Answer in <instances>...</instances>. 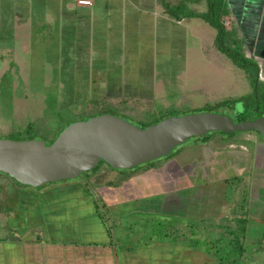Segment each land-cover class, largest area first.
Masks as SVG:
<instances>
[{"label": "rangeland", "instance_id": "1", "mask_svg": "<svg viewBox=\"0 0 264 264\" xmlns=\"http://www.w3.org/2000/svg\"><path fill=\"white\" fill-rule=\"evenodd\" d=\"M163 1L172 8L184 6L196 13L208 11V0ZM158 2L164 8L162 1ZM93 3L94 7L85 10L86 13L100 11L97 4L101 1ZM224 3L229 5V0ZM100 7L104 9L105 5ZM109 15L102 23L98 17L91 23L86 20L85 30L88 32L91 27L93 36L81 37L85 47L90 44L94 51L105 47L98 36L99 26L108 28L104 31L108 34L109 54L105 58L108 64H102L99 57L103 54L98 57L94 55L96 51L79 53V64H65L69 52L58 51L54 38L45 36L35 38L31 53L22 54L18 49L17 59L21 64H13L11 57L0 49V138L31 135L29 139L49 143L66 124L102 114L142 127L163 117L197 113L221 114L240 122L251 113L249 105L244 108L233 102L254 96L256 90L248 71L230 64L233 63L230 57L221 55L230 60L229 64H206L196 52L186 55L183 38L178 41L181 64H162L164 55L146 32L147 26L139 29L143 34L129 35L130 27L124 28L120 12L112 11ZM220 19L230 32L226 42L234 48L240 41L234 22L228 13L220 15ZM208 28L215 36V30ZM213 48L222 53L215 42ZM173 50L172 59L176 54ZM120 53L124 60L118 59ZM60 58L63 64H58ZM197 58L199 61L194 64ZM257 79L264 87L263 68H259ZM259 114L264 117V110ZM206 136L191 138L173 157L138 166L129 173L122 174L98 164L83 179L60 181L45 189L86 188L94 193L98 203L102 198L105 205L112 203L122 208L123 215L117 216L124 217L126 238L154 236L166 243L177 240L195 243L212 236L217 264H258L249 258L254 253L264 254V245L248 247L240 242L243 224L236 218L248 209L254 146L264 142L255 132L224 137L212 132ZM226 153L239 154L245 159L244 169L234 171L236 175L231 178H228ZM120 186H125L118 190L120 199L111 198L110 194ZM21 189L32 188L18 186L0 174V224L4 228L17 215ZM259 264H264V259Z\"/></svg>", "mask_w": 264, "mask_h": 264}, {"label": "crops", "instance_id": "2", "mask_svg": "<svg viewBox=\"0 0 264 264\" xmlns=\"http://www.w3.org/2000/svg\"><path fill=\"white\" fill-rule=\"evenodd\" d=\"M77 1L0 0V49L11 57L13 64H21L17 59L18 49L22 54L31 53L35 38L45 36L54 38L58 51L69 52L65 64H79V53L84 54V51H96L94 55L98 57L103 54L100 61L108 64L105 60L109 54L108 34L104 32L108 28L99 26L98 36L103 40V48L93 51L90 44L85 47L81 37L93 36L91 27L88 32L85 30L86 20L91 23L102 13V17H98L102 23L111 17L112 11H119L124 28L130 27L129 35L139 36L141 27L147 26L146 32L150 33L152 42L155 39L156 48L164 55L162 64H181L178 41L183 38L186 55L196 52L206 64L230 63L221 56L224 54L214 50L216 31L213 36L207 23L198 18L176 20L166 13L158 0H89V6H80ZM96 1H101L97 4L100 11L86 13ZM103 5L104 9L100 7ZM226 6L245 57L264 69V0H229ZM172 50L176 51L174 59L171 58ZM118 59L124 60L122 53ZM58 60V64H63V58ZM254 147L258 155L251 160L250 203L236 219L245 220L240 242L259 248L264 245V144L256 143ZM226 156L230 167L228 178H231L236 175L234 171L244 169L245 159L239 154L226 153ZM124 187L116 188L110 197L120 199L117 193ZM18 198L16 217L7 228L0 224V264H217L212 236L195 243L179 240L166 243L154 236L133 239L128 235L126 238L124 217L117 216L123 215L122 208L112 203L105 205L102 198L98 203L94 193L86 188L20 190ZM261 257L264 259L262 252L254 253L249 260L259 264Z\"/></svg>", "mask_w": 264, "mask_h": 264}, {"label": "water", "instance_id": "3", "mask_svg": "<svg viewBox=\"0 0 264 264\" xmlns=\"http://www.w3.org/2000/svg\"><path fill=\"white\" fill-rule=\"evenodd\" d=\"M212 132H255L264 142V117L234 122L221 114L197 113L167 117L141 128L117 116L96 115L69 123L51 144L0 138V174L37 189L76 179L99 162L112 170H130Z\"/></svg>", "mask_w": 264, "mask_h": 264}, {"label": "trees", "instance_id": "4", "mask_svg": "<svg viewBox=\"0 0 264 264\" xmlns=\"http://www.w3.org/2000/svg\"><path fill=\"white\" fill-rule=\"evenodd\" d=\"M161 1L165 7L166 13H168L174 19L180 20L182 18H185V19L198 18V19L204 21L205 23H207L209 26H211L216 31L215 45L218 48V50L220 52H222L223 54L227 55L228 57H230L232 59L233 63L236 64L239 68L245 69L248 71L250 83H251V85H253L255 87V90H256L254 96H250V97L245 96V97L236 99L233 101L234 104L240 103L243 105L244 108L248 105L250 106L251 113L249 115L245 116L243 120H247L250 118L256 119L258 117H261L259 112L264 110V87L263 86H262L263 88L261 87V85L257 79L259 67L254 61L245 57V55L242 51V42L238 41L237 42L238 44H236V46L234 48H232L229 44H227L226 37L230 34V32L228 30H226L223 22L220 19V15H223V14L227 15V13H228L227 8H226V3H224V0H222V1L221 0H208V11L205 13L192 12L191 10L187 9L184 6L183 7L182 6H176V7L172 8V7H169L168 5H165L164 4L165 2L163 0H161ZM164 118L165 117H163L157 121H154L152 123L146 124V125H141L142 126L141 128H145L149 125L155 124ZM67 125L68 124H66L65 126H67ZM63 128H61L58 131V133L55 135V137L59 134V132ZM217 134L224 137V136H234L237 133L223 134V133L217 132ZM31 137H32L31 135H29L28 137H17L16 136V137H14L15 139H13V140L20 141L21 139L24 140V138L29 139ZM55 137H54V139H55ZM205 137H207V136H205ZM53 140L49 143H46V144H51L53 142ZM99 164H103V162H99ZM16 184L18 186L29 188L27 186H23V185H20L18 183H16ZM241 222L244 226L245 220H241ZM239 234L244 236V227L241 228V231L239 232Z\"/></svg>", "mask_w": 264, "mask_h": 264}, {"label": "flooded vegetation", "instance_id": "5", "mask_svg": "<svg viewBox=\"0 0 264 264\" xmlns=\"http://www.w3.org/2000/svg\"><path fill=\"white\" fill-rule=\"evenodd\" d=\"M258 135V134H257ZM204 138V137H203ZM202 139V138H201ZM187 142V141H186ZM186 142L184 143V144H182L181 146H179V147H177V148H175L171 153H170V155L169 156H167V157H164V158H160V159H157V160H154V161H151V162H148V163H145V164H143V165H146V164H151V163H154V162H156V161H159V160H161V159H168V158H170V157H173V155L183 146V145H185L186 144ZM101 165V164H100ZM102 165H105V164H102ZM142 165V166H143ZM106 166V165H105ZM141 165H140V167H142ZM107 167V166H106ZM137 168H139L138 166H137ZM136 167L135 168H133V169H130V170H112V169H110V170H112V171H116V172H119V173H122L123 171H127L126 173H129V172H132L133 170H135V169H137ZM95 169V168H94ZM94 169H92L91 171H89V172H86V173H84V174H82V175H80L78 178H76V180H79V179H83V177L86 175V174H88V173H90V172H92ZM125 172H123L122 174H124ZM67 181V180H66ZM70 181V180H69ZM126 181V180H125ZM58 183V182H57ZM49 185H56V183H52V184H47V185H44V186H42V187H40L38 190L36 189V191H40V190H43L45 187H47V186H49ZM30 188V187H29ZM21 190H25V191H35L33 188L32 189H21Z\"/></svg>", "mask_w": 264, "mask_h": 264}, {"label": "built area", "instance_id": "6", "mask_svg": "<svg viewBox=\"0 0 264 264\" xmlns=\"http://www.w3.org/2000/svg\"><path fill=\"white\" fill-rule=\"evenodd\" d=\"M77 4L80 6H89L91 5V2L89 0H78Z\"/></svg>", "mask_w": 264, "mask_h": 264}]
</instances>
